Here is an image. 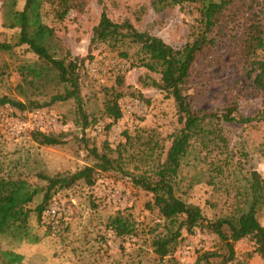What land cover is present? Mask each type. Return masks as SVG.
<instances>
[{"label": "rangeland", "instance_id": "1", "mask_svg": "<svg viewBox=\"0 0 264 264\" xmlns=\"http://www.w3.org/2000/svg\"><path fill=\"white\" fill-rule=\"evenodd\" d=\"M0 9V44L12 47L0 51V98L4 96L25 100L17 86L22 83L19 67L33 63L38 57L25 45H17L19 28L5 26L15 1L14 10H21L25 0H2ZM63 20L57 19L50 5L43 9V21L54 29L61 41L62 55L85 58L82 68V95L88 120H96L84 127L74 101L21 112L10 105L0 107V162L7 175L22 178L43 188L39 174L55 176L72 174L93 163L85 140L94 142L102 150L105 142L116 149L126 143L128 136L133 146L128 153L137 152L149 135L156 136L163 146L162 159L173 140L180 135L175 102L162 90L151 85L160 76L145 68H131V61L120 57L106 44L92 45L94 28L103 10L114 22L129 20L135 28L162 38L167 44L181 48L190 40V29L198 18V4L185 3L168 7L160 12L152 6L153 0H82ZM229 11L236 14L233 23L223 31H215L217 46L205 51L193 67L188 93L195 110L219 111L235 107L239 117L262 116L260 121L240 124L222 123L234 161L240 162L241 172L258 171L264 177V91L257 88L249 64L241 58L240 44L252 21L258 20L263 28L264 0H232ZM133 48L131 52H134ZM264 56V49L258 52ZM118 75L124 76L125 96L119 101L123 117L111 129L112 123L104 113V87L115 84ZM32 99L41 101L50 97L25 91ZM40 130L59 136L63 144L43 146L32 138ZM85 138V139H84ZM84 140V141H83ZM92 146V143H89ZM244 154V155H242ZM117 157L115 153L113 155ZM139 162L128 165L127 170L137 173ZM201 165L197 171L185 168L187 177L180 193L190 204L202 208L208 218L226 213L235 202L236 189L242 174L216 179L217 185L208 183L209 170ZM238 166V165H237ZM207 177L190 187L196 173ZM221 181V182H219ZM43 195L31 204L35 208ZM152 194L133 185L131 177L119 172H103L96 183L88 186L77 182L69 189H58L50 205L60 206L58 231L54 232L33 213L30 224L35 241L17 243L0 237V264H193L199 254L217 250L221 243L217 235L198 229L189 235L183 231L174 260L162 262L155 254L152 240L163 230L164 221L157 209L148 208ZM119 214L128 216L135 232L125 238L118 237L109 226V219ZM264 226V208L259 212ZM255 242L244 238L236 242V259L229 264H264Z\"/></svg>", "mask_w": 264, "mask_h": 264}, {"label": "trees", "instance_id": "2", "mask_svg": "<svg viewBox=\"0 0 264 264\" xmlns=\"http://www.w3.org/2000/svg\"><path fill=\"white\" fill-rule=\"evenodd\" d=\"M82 3V0H25L23 9L14 10L16 3L13 2L5 26L19 28L17 45L27 46L38 60L25 63L18 69L22 83L17 89L25 100L4 96L0 98V107L10 105L25 112L74 101L85 128L96 122L94 119L89 121L84 110L82 68L85 58L72 57L69 53L62 55L61 41L54 29L43 21L45 5H50L54 16L63 20L73 8L80 7ZM185 3L198 4L199 8L198 18L190 29V40L181 48L167 44L148 31L135 28L129 20L114 22L105 10L101 13L91 39L92 45L106 44L120 57L131 61L132 69L145 68L160 76V81L152 80L151 85L174 100L179 123L182 124L180 135L173 140L165 157L162 159L163 146L153 135L144 141L137 138L141 147L126 156L124 153L129 152L127 145H134L130 136L126 143L119 144L116 149L105 142L102 150L86 139V148L93 163L72 174H39V179L46 182L43 188L25 179L7 175L0 162V237L17 243L35 241L30 224L32 215L36 213L42 220L43 212L50 205L56 190L69 189L77 182L93 186L99 173L114 171L131 177L134 186L152 194L153 200L147 206L157 209L164 221L163 230L155 234L152 240L154 252L162 262L175 259L183 231L193 235L198 229L217 235L221 247L202 252L193 264L232 263L236 259L235 244L244 238H251L255 242L257 252L264 260V226L258 217L264 208V177L255 170L246 173L240 171V162L235 163L222 127L223 122L248 124L260 121L263 114L252 118L239 117L234 106L219 111L195 110L188 93L194 65L205 51H212L217 46V38L213 33L227 29V25L236 19V14L229 11L232 0H153L152 6L160 12ZM262 33L261 23L258 20L252 21L241 39L240 55L245 62H251L250 74H254L257 88L264 91V56L259 57L258 54L264 49ZM133 48L135 51L131 52ZM11 49L7 44H0V51ZM123 87L124 76L118 75L113 86L103 88L104 113L113 120L105 127L106 130L123 117L119 104L125 96L121 90ZM27 89L32 94L50 99H32L25 92ZM31 135L36 143L43 146L63 144L61 138L52 133L34 130ZM115 153L117 157L113 156ZM134 161L140 164L135 166L137 173L127 170L128 165ZM201 165L209 170L208 183L213 185H217L218 178H238L242 174L235 202L223 215L208 218L200 206L188 203L180 195L186 193L183 191L187 180L184 169L193 168L197 171ZM207 176L201 172L194 174L190 187ZM40 194L43 195L41 202L32 208L31 204ZM109 226L121 238L135 232L132 221L121 214L110 218Z\"/></svg>", "mask_w": 264, "mask_h": 264}, {"label": "built area", "instance_id": "3", "mask_svg": "<svg viewBox=\"0 0 264 264\" xmlns=\"http://www.w3.org/2000/svg\"><path fill=\"white\" fill-rule=\"evenodd\" d=\"M3 6V1L0 0V9ZM60 215V206L57 202L49 205L43 212L42 218L48 224V226L54 231H58V218Z\"/></svg>", "mask_w": 264, "mask_h": 264}]
</instances>
